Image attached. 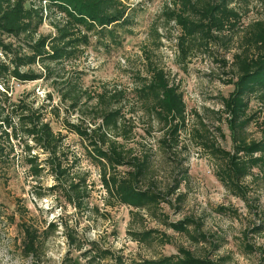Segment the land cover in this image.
Wrapping results in <instances>:
<instances>
[{
    "label": "trees",
    "instance_id": "trees-1",
    "mask_svg": "<svg viewBox=\"0 0 264 264\" xmlns=\"http://www.w3.org/2000/svg\"><path fill=\"white\" fill-rule=\"evenodd\" d=\"M169 1L173 8L166 7L164 14L167 21L173 22L181 31L179 47L182 58L188 54L189 43L197 42L207 50L230 42L232 35L239 30L241 15L231 6L233 0ZM259 2V18L241 29L238 45L231 54L233 73L224 84L231 86L232 90L220 98L221 109L216 111L219 137H209L204 117L195 111L193 115L200 129L189 137L214 163V175L220 185L247 206L251 193L245 181L264 180V0ZM130 12V7L121 0H0V84L5 87L10 79L21 83L50 80L60 101L72 109H76L82 96L86 95L85 102H92L89 125L64 120L63 126L85 144L87 154L98 167L100 184L107 196L105 205L125 206L130 209L132 217L139 216L142 220L144 217L140 212L143 211L148 218L174 233L185 235L195 243L206 242V236L198 233V226L192 218L170 221L167 213H161L162 205L179 212V204L185 198L180 188L189 174L184 166L185 159L178 158L187 148L181 143L180 135L186 131L188 116L179 85L156 67L147 71V77H136L131 95L141 106L140 110L151 115L160 127L154 152L151 148L124 146L133 132L132 124L123 113L128 97L125 89L114 87L108 91L102 88L88 94L80 93L78 84L70 79L58 81L66 65L79 59L85 48H121L124 37L131 34ZM46 22L53 33L44 35L40 30ZM36 65L40 66V71H33ZM6 90L0 91V177L21 158L32 179L41 177L44 171L52 176L53 185L46 189L47 192L35 193L38 199L48 195L62 197L67 204L81 209L84 198L89 197L85 193V179L69 171L63 136L54 132L46 120V106L33 109L24 102L13 103ZM48 100H52L51 95ZM253 100L258 105L255 111H251ZM55 110L53 108L50 112ZM222 122L229 132L230 149L219 141L226 140L220 128ZM251 125L260 133L257 140L248 137L247 130ZM149 127L152 128V124ZM145 132L149 134L148 130ZM15 141L18 145L13 143ZM16 146L21 147L22 155L17 153ZM34 151L44 154V159H39V154ZM156 154L174 165L176 177L171 185L157 187L152 181ZM222 210L225 209L219 208L217 212ZM1 212L0 203V216ZM18 226L22 234V256L32 258L42 252L45 240L59 225L50 223L45 229L21 223ZM65 231L69 249L84 250L85 263L71 256L66 257L64 264H99L111 255L93 241L85 243L87 248L84 249V243L68 234L66 227ZM263 232V222L250 230L254 235ZM158 233L156 229L134 231L131 237L142 244H149L156 238L168 240V236ZM243 248L246 254L255 251L250 244ZM225 260L219 258L216 262L207 256L198 257L182 247H178L176 255L158 259L128 263L122 257L113 259L114 264H224Z\"/></svg>",
    "mask_w": 264,
    "mask_h": 264
},
{
    "label": "rangeland",
    "instance_id": "rangeland-1",
    "mask_svg": "<svg viewBox=\"0 0 264 264\" xmlns=\"http://www.w3.org/2000/svg\"><path fill=\"white\" fill-rule=\"evenodd\" d=\"M121 1L130 7L132 18L131 34L124 37L121 48H85L79 59L66 65L65 70L60 73L61 80L58 81L70 79L72 83L78 84L80 93L88 94L99 92L102 88L108 91L115 89L114 87L125 89L128 97L123 113L125 119L132 124L133 132L124 146L151 148L154 152L155 140L160 137V127L151 115L140 110L141 106L131 95L136 86V77H147V71L156 67L162 69L171 82L179 85L188 116L186 131L180 135L181 143L187 148L178 158L185 159L184 166L189 174L180 188V192L185 193V198L179 204V212L162 205L161 213H167L170 221L182 217L192 218L198 226V233L206 236V242L195 243L185 235L174 233L148 218L143 211L140 215L144 220L139 216L132 217L130 209L125 206L105 205L107 196L100 184L98 167L87 154L85 144L63 126L64 120L89 125L92 102H85L86 95L82 96L79 106L72 109L67 103L60 101L50 80L21 83L10 79L5 87L0 84V91L7 88V97L13 103L24 102L33 109L46 106V120L50 122L54 132L63 136L68 169L85 179V193L89 197L84 198L79 210L67 204L62 197L48 195L38 199L35 193L47 192L46 189L53 185L52 176L44 171L41 177L32 179L21 158L17 159L0 177V264H64L66 257L71 256L78 257L79 261L85 263L82 257L84 250L76 252L69 249L65 227L68 234L84 243V249L87 248L85 243L93 241L100 248L110 251L109 258L99 264H114L115 257H122L126 263L131 260L158 259L176 255L178 247L190 250L198 257L207 256L216 262L219 258H224V264H264V232L261 235L250 233L254 226L264 223V180L245 181L249 184L251 193L247 206L220 185L214 175V163L204 151L195 146L194 140L189 139L196 129H200L198 120L193 115L194 111L204 117L203 123L209 137H219L216 131V111L221 109L220 98L232 90L231 86L224 84L231 79L233 73L230 67L231 54L238 45L241 29L259 18V0H233L231 6L240 13L241 22L230 42L207 50L197 42L189 43L185 58H182L179 47L181 31L173 22H168L164 14L166 7L173 8L169 0ZM40 32L46 35L53 33V29L46 22ZM32 69L40 71V66L36 65ZM57 86L61 88L60 85ZM48 95H51V101L48 100ZM257 106L253 100L251 111H255ZM53 108L57 110L52 113L50 110ZM151 124L152 128L149 127ZM220 128L226 137L225 141L219 139L220 144L230 149L226 124L222 122ZM247 134L251 139L257 140L260 137L254 125L248 128ZM13 143L18 145L16 141ZM16 151L22 155L21 147L16 146ZM33 153H38L39 159L45 157L40 151ZM153 166V183L157 187L171 185L176 177L174 165L156 154ZM173 204L176 205V202ZM219 208L225 210L217 212ZM19 223L44 229L50 223H57L59 226L54 233L49 234L41 253L36 257L25 258L21 252L22 234ZM150 229H156L159 232L157 235L165 234L168 240L165 237L156 238L149 244H142L131 237L134 231ZM245 244L252 245L255 251L246 254L243 248Z\"/></svg>",
    "mask_w": 264,
    "mask_h": 264
}]
</instances>
